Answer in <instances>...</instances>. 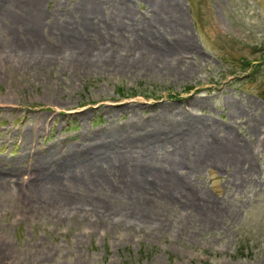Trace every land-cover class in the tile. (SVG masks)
Wrapping results in <instances>:
<instances>
[{"label": "rangeland", "instance_id": "374dc122", "mask_svg": "<svg viewBox=\"0 0 264 264\" xmlns=\"http://www.w3.org/2000/svg\"><path fill=\"white\" fill-rule=\"evenodd\" d=\"M85 1L43 0L42 7L49 21L73 20ZM94 1L100 18L116 12L125 28L96 36L91 56L48 24L40 39L46 54L57 55L23 59L16 24L0 22V166L24 172L18 185L0 182L3 264H264V0H173L183 24L161 29L175 43L161 60L137 42L157 0ZM21 5L13 8L24 21ZM138 115L210 126L206 147L193 142L179 157L171 140L155 150L152 168L171 169L175 185L157 178L152 186L154 172L146 170L143 185L151 187L142 193L124 178L113 182L116 166L104 179L62 173L58 181L32 166L57 138L66 147L111 118L141 123ZM216 141L220 161L204 152ZM233 144L246 148L238 164L239 151L223 160ZM133 153L130 163L145 156ZM174 157L188 165L172 164Z\"/></svg>", "mask_w": 264, "mask_h": 264}, {"label": "bare ground", "instance_id": "6f19581e", "mask_svg": "<svg viewBox=\"0 0 264 264\" xmlns=\"http://www.w3.org/2000/svg\"><path fill=\"white\" fill-rule=\"evenodd\" d=\"M21 1L22 0H0V22H5L9 27H14L16 24L14 28L18 33L17 39L21 41L18 45V51L21 57L26 60L41 59L47 61L48 58L52 60L53 56L55 57V55H57L54 51H51L54 53L46 54L48 52L42 45L43 41L40 39V28L44 25L50 24V26L59 30L60 33L64 34L67 40H72L67 41L70 42L68 44H76L75 48L79 51L81 50V52H85V50L88 49L91 41H97L96 39L98 38H96V36H99V39H101V37L105 38L107 35L125 28L123 18L116 12L112 15V20H109L106 16L100 18L97 10L99 4L94 0H86L84 5H79L77 14L74 16L73 20L56 18L51 21H49L52 17L51 13H46L42 7L43 0H23L24 4H27V13L23 21L21 18L22 15H17L16 7L13 8L18 5L17 7H24L25 9V6H22L23 4L21 5ZM157 1H154V3L156 2V7L153 6L154 3L152 4V20H149V23L147 22L144 24L141 31H138L140 32L138 33V39L141 40L137 42H145L143 43L144 45L148 44L154 47V50H156L161 60L162 58H167L169 55L173 56L174 53L171 54V52L175 48V43L172 44L160 34L161 29L180 27L183 21L182 17L178 14V12H180L179 4H176L173 0ZM126 12L129 14V9L125 10L124 15H126ZM14 14L17 16H14ZM118 16L121 18H118ZM101 20H103V22ZM157 24L162 26V28L157 26ZM9 33H13V28L9 29ZM182 41L186 42L185 44L189 47L186 40L183 39ZM86 52L88 56H91V51L87 50ZM87 62L88 64H92L94 59L89 57ZM138 116L139 119L141 117V123L130 121L131 117L124 121L111 118V121L105 122L106 125L103 128L100 127L97 130L88 132V134H80V139H77L73 144H68L66 147H61L59 139L57 138L44 148L43 151L40 150L42 151V155L36 158L32 166L38 167L44 178L56 181H58L62 173L73 175L76 178L79 176L91 178L92 176L96 179H104V177H109V173H111L112 170H116L113 169L112 166H116L118 173L113 182L124 178L126 182L129 181L133 184H129L131 188L137 187L142 193H148L147 190L151 187L146 188V186L143 185L142 176H144L146 170L154 172L153 174L156 179L152 180V186L157 182V178L158 183L162 181L166 188L172 183L175 185L176 177L171 169L167 170V168H164V171H160V169L155 171V168H152V157H155V150L162 144H164L165 147V144L167 142L169 143L171 140L174 141V150H178L179 148V157L185 153L186 147H191L193 142H197L199 147L203 144V146L206 147L207 143L202 139V135L210 126L206 125L205 127V125L201 123L203 127H205L202 128V125L196 121V118L186 117V119L184 118L181 121L186 125H184V130L179 129L181 130L180 134L176 135L174 134V125L177 124L180 126L182 124L181 122L177 123L171 118L161 115H159V119L158 117L155 119L148 117L146 119L143 117L144 115ZM142 118H144L145 121ZM141 125L144 127L142 131H139ZM205 135H207L210 141H214L212 132L208 131ZM216 142V144L210 145L208 147L209 149L204 150V152L212 154L216 161H220L224 156V154L221 155L223 148L222 145L219 146L220 141ZM233 142L234 139L229 138L227 144ZM226 149L229 150V155L223 159L226 163L233 162L235 155L232 156L231 154L236 151H239L240 156H235L234 164H238L241 162V159H245L244 151L246 148L244 146L237 147L233 144ZM136 151L145 152V156H142V159L136 158L135 162L130 163L128 159L129 152L133 153ZM110 157H113V160L109 159ZM179 157L178 160L174 157L172 164L178 162L183 166L188 165L182 162ZM106 160L111 165L110 167L104 166ZM111 161H113V163ZM197 166H199V164H197ZM244 170L247 171L248 168ZM23 173L24 172L20 171L19 168H14V166H6L4 168L0 166V182L4 181L6 187L18 185L19 183L16 184L15 179L18 178V175ZM145 179V183H148V178ZM0 264H3L1 256Z\"/></svg>", "mask_w": 264, "mask_h": 264}]
</instances>
